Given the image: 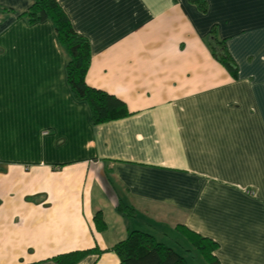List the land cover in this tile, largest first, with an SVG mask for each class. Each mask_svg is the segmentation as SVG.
<instances>
[{
	"label": "crops",
	"instance_id": "1",
	"mask_svg": "<svg viewBox=\"0 0 264 264\" xmlns=\"http://www.w3.org/2000/svg\"><path fill=\"white\" fill-rule=\"evenodd\" d=\"M57 1L90 42L88 85L129 115L94 125L54 23L0 0V264H120L133 230L188 261L180 226L220 264H264V0Z\"/></svg>",
	"mask_w": 264,
	"mask_h": 264
},
{
	"label": "trees",
	"instance_id": "2",
	"mask_svg": "<svg viewBox=\"0 0 264 264\" xmlns=\"http://www.w3.org/2000/svg\"><path fill=\"white\" fill-rule=\"evenodd\" d=\"M192 1L205 11L206 3L203 0ZM25 15L31 22L51 20L54 23L59 41L69 56L68 82L76 97L90 105L94 125L129 115L128 107L123 101L88 85L87 75L92 63L90 42L86 37L76 32L68 15L57 0H34L33 6ZM211 45L214 56L233 76H237V66L229 54L225 42L213 38ZM119 209L130 217L135 215V210L130 206L120 204ZM95 221L98 228L106 227L100 213L96 214ZM178 230L185 235L191 246L209 264H220L214 255L218 248L217 243L189 230H184L181 226L178 227ZM113 250L118 254L120 264H188L182 253L159 242L151 233L139 230L131 231L127 239L117 244ZM86 253L63 254L57 256L55 260L58 264H75Z\"/></svg>",
	"mask_w": 264,
	"mask_h": 264
},
{
	"label": "rangeland",
	"instance_id": "3",
	"mask_svg": "<svg viewBox=\"0 0 264 264\" xmlns=\"http://www.w3.org/2000/svg\"><path fill=\"white\" fill-rule=\"evenodd\" d=\"M169 245H171V244H169ZM189 257L190 258H188V262L191 263V264H202L201 262H203L201 257L198 254H196V253L191 255V256H189ZM203 264H205V263L203 262Z\"/></svg>",
	"mask_w": 264,
	"mask_h": 264
}]
</instances>
